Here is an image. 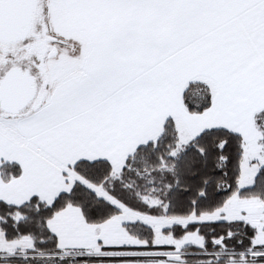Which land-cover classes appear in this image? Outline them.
<instances>
[{"label": "snow or ice", "instance_id": "6c2138e0", "mask_svg": "<svg viewBox=\"0 0 264 264\" xmlns=\"http://www.w3.org/2000/svg\"><path fill=\"white\" fill-rule=\"evenodd\" d=\"M0 264H264V0H0Z\"/></svg>", "mask_w": 264, "mask_h": 264}]
</instances>
